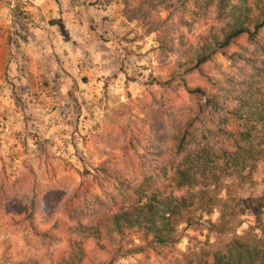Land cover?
Listing matches in <instances>:
<instances>
[{"label": "rangeland", "instance_id": "rangeland-1", "mask_svg": "<svg viewBox=\"0 0 264 264\" xmlns=\"http://www.w3.org/2000/svg\"><path fill=\"white\" fill-rule=\"evenodd\" d=\"M10 1L2 0L6 7ZM70 3L83 11L65 7ZM31 5L15 0L12 10L19 37L31 34L29 23L35 22L38 13L43 21L60 27L64 19L76 22L86 16L95 38L65 47L67 60L56 54L52 61L46 60L54 72L38 82L46 91L27 93L8 82L12 84L7 91L10 103L5 107L0 103V123L7 120L10 126L3 137L0 124V264H17L27 255L50 264L63 242L59 237H37L32 225L58 236L76 220L88 222L132 194L142 181L135 139L144 138L151 126L160 124L168 110L179 111L190 102L186 84L202 82L199 73L177 71L180 52L163 54L157 32L147 33L143 20L126 16L123 0H36ZM159 15L164 19L161 29L178 49L179 37L187 45L195 43L215 22L213 11L202 15L191 3L182 19L163 10ZM235 49L237 45L212 55L203 69L208 78L233 74L225 52ZM24 56L18 57L22 71L28 66ZM82 58L88 66L84 72V66H79ZM55 147H64L63 156L54 155ZM71 152L74 157L69 159ZM103 161L118 170L117 178L98 170ZM252 178L240 197L263 191L264 161ZM220 195L224 196L223 190ZM219 209L215 205L209 213L195 212L190 223L179 222L172 250L156 246L141 233L133 234L123 246L126 251L115 256L112 264H182L195 252L216 248L234 235L264 237V208L247 210L228 221L220 219ZM89 249L103 255L92 244Z\"/></svg>", "mask_w": 264, "mask_h": 264}, {"label": "trees", "instance_id": "trees-1", "mask_svg": "<svg viewBox=\"0 0 264 264\" xmlns=\"http://www.w3.org/2000/svg\"><path fill=\"white\" fill-rule=\"evenodd\" d=\"M123 3L126 16L143 20L147 33L157 32L163 54L180 52L177 71L199 73L202 82L186 84L190 102L179 111L168 110L144 138L132 140L140 148L135 154L142 181L125 200L100 210L88 222L76 220L58 236L31 226L37 237H59L63 242L53 252L50 264H112L136 233L172 250L177 224L190 223L195 212L209 213L219 205L220 219L228 221L247 210L264 208V187L257 195H238L253 183V171L264 161V0ZM190 3L202 15L213 11L215 22L195 43L187 45L179 37L178 49L161 29L164 19L159 14L163 10L182 19ZM233 45L238 49L225 52L233 74L208 78L205 64L213 54ZM98 170L117 178L118 170L105 161ZM262 182L264 186V179ZM74 195L67 198L66 205ZM90 244L103 255L91 252ZM200 251L182 264H264V237L234 235L216 248ZM15 263L40 264L28 255Z\"/></svg>", "mask_w": 264, "mask_h": 264}, {"label": "crops", "instance_id": "crops-1", "mask_svg": "<svg viewBox=\"0 0 264 264\" xmlns=\"http://www.w3.org/2000/svg\"><path fill=\"white\" fill-rule=\"evenodd\" d=\"M65 7L83 11L77 3H70L69 6L66 5ZM8 8L9 4L6 7L5 3L0 0V14L5 17V20L0 23L1 107H5L7 103H10L7 91L12 89V84L8 83L9 81H12L13 84L17 83L15 86L18 87L19 91L23 90L27 93L28 91H39L42 93L46 91V87L38 84V82L44 79L46 75H54L53 70L46 65V60L52 61L55 54L67 60L69 56L64 53L65 47H68L69 44L78 43V41L86 42L87 38L93 41L95 38L90 27L91 21L87 20L86 16H81L82 19L76 22L73 21L74 19H64L62 27H60L43 21L38 13H35V22L29 23L31 34L27 35L26 38L19 37L15 32L18 24L10 19ZM43 11L45 9L39 10V12ZM63 17L67 16L64 14ZM98 24L101 26V22H98ZM80 30L82 33H80ZM20 54H25L24 57L28 59L27 69L23 71L18 68ZM82 61H84V58L81 61L79 60V66H84L81 69L84 72L88 66ZM64 65H67V61ZM20 82H23V85ZM64 85L68 84L65 83ZM42 97L43 95L40 96V98ZM1 121L9 125L7 120Z\"/></svg>", "mask_w": 264, "mask_h": 264}, {"label": "built area", "instance_id": "built-area-1", "mask_svg": "<svg viewBox=\"0 0 264 264\" xmlns=\"http://www.w3.org/2000/svg\"><path fill=\"white\" fill-rule=\"evenodd\" d=\"M17 1H21L22 4H24V5H30L32 3V5H31L32 7H33V5L36 4V0H17ZM14 3H15V0H11L10 1L9 8H8V15H9L10 19H12V21H14L16 23V21H15L16 20V17L14 15L13 10H12L14 8ZM4 18L5 17L1 16V14H0V23H2L5 20ZM146 71L149 72L150 69H148ZM103 83L104 82L102 80L99 82V84H103ZM0 124H1V134L3 136L8 135L9 132H10V126L7 125V124H5L2 121H1ZM62 148H64V147H61V148L55 147V149L53 151L54 152V155H56V156H63ZM68 157H69V159H72L74 157L73 153L71 152Z\"/></svg>", "mask_w": 264, "mask_h": 264}]
</instances>
